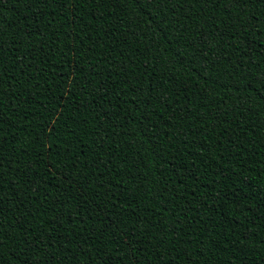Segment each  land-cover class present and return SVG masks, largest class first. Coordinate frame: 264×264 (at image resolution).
<instances>
[{"label":"trees","instance_id":"trees-1","mask_svg":"<svg viewBox=\"0 0 264 264\" xmlns=\"http://www.w3.org/2000/svg\"><path fill=\"white\" fill-rule=\"evenodd\" d=\"M0 264H264V0H0Z\"/></svg>","mask_w":264,"mask_h":264}]
</instances>
